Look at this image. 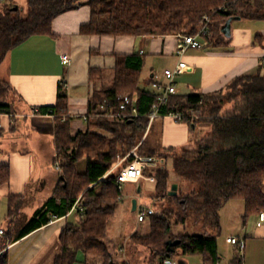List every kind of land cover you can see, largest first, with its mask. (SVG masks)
Instances as JSON below:
<instances>
[{
	"label": "trees",
	"instance_id": "obj_1",
	"mask_svg": "<svg viewBox=\"0 0 264 264\" xmlns=\"http://www.w3.org/2000/svg\"><path fill=\"white\" fill-rule=\"evenodd\" d=\"M3 2L0 64L14 47L30 36L53 34L57 16L85 4L91 7V20L82 26L84 34L195 35L208 22L207 31L200 34L203 45L208 47L227 46L229 40L223 36L222 26L230 17L264 20V0H28L23 10H14L6 0ZM143 65L140 54L119 58L111 83L95 89L89 100L86 131L72 132L68 94L61 87L56 104L38 108L39 113L55 114L56 161H60L61 179L55 193L29 218L19 212L20 198L10 197L9 225L4 235L12 242L67 215L81 201L83 220L79 226L69 224L63 229V253L55 264H73L78 250H83L89 264H98L100 259L99 264H111L106 238L122 192L114 182L116 172H109L117 163L118 155H125L136 146L141 154L160 159L159 165L147 174L157 179L151 196L164 201V205L161 212L150 215V232L134 235L133 241L151 249L162 264L167 258L186 254H201L205 264H219L221 208L232 199H241L245 216L264 210V74L237 77L226 90L214 93L172 96L163 107V114L171 110L195 109L197 112V117L182 121L189 125L195 137L178 149V146L148 143L147 132L154 122L149 127L146 115L157 97L142 86ZM90 75L97 83L104 73L91 68ZM10 90L12 87L0 78V115L12 113L8 100ZM124 93L130 94L140 116L116 120L96 115L101 104L118 106V96ZM237 97H242L243 107L234 113L219 115ZM211 114L219 116L211 118ZM205 121L212 132L206 136L196 134L199 123ZM81 159L87 162L84 173L76 169ZM8 179L9 170L5 168L0 172V183ZM173 183L179 185L176 196L169 195ZM190 205L206 212L215 233L174 235V224L186 219L187 214L182 216L181 211H187ZM177 238L181 239L180 244L168 250V241ZM241 262L238 254L231 264ZM0 264H9L8 253L0 255Z\"/></svg>",
	"mask_w": 264,
	"mask_h": 264
},
{
	"label": "crops",
	"instance_id": "obj_2",
	"mask_svg": "<svg viewBox=\"0 0 264 264\" xmlns=\"http://www.w3.org/2000/svg\"><path fill=\"white\" fill-rule=\"evenodd\" d=\"M90 20L91 7L86 4L64 12L54 19L53 34L30 36L6 56V65L0 71L8 77L9 84L18 95L14 101H10L12 113L0 115V172L5 168L9 170L8 181L0 183V227L8 228L11 196L20 198L19 212L29 218L55 193L60 183V161H56L55 117L39 113L38 108L57 103L61 81L68 84V116L71 118V130L76 133L87 130L89 100L95 89L111 83L121 56L140 54L144 59L142 74L147 68L149 84L155 72L175 67L181 59L177 53L179 35L82 33V26ZM222 34L229 40L227 46L208 47L213 48L212 51H205L204 45L202 50L192 47L187 49L182 59L190 68L177 76V94H181L180 85L185 94L214 93L224 89L237 77L263 74L264 20H233L230 35L227 36L223 31ZM258 36L263 37L262 41L258 40ZM64 54L71 58L69 64H63ZM91 68L104 73L97 83L91 80ZM160 118L163 123L167 121L168 137L163 143L164 147L184 146L191 142L195 134L188 124L179 123L171 116ZM170 131L174 139L169 137ZM82 160L86 159L76 163L80 173L85 172L87 165L85 162L83 171H79L77 164ZM133 183L138 186L139 192L143 188L150 196L155 192L156 183L146 179ZM81 203L79 201L67 215L53 219L17 241L12 242L7 235L0 236V255L8 253L9 264H55L56 258L63 253V229L69 224L79 226L83 220ZM260 212L249 215L248 235L227 236V242L229 237L245 241L244 249H239L243 252L240 264H264V222L258 225ZM142 228L141 233H130L128 239L132 245L127 240L120 249L113 243L114 240L110 242L106 238L112 255L111 264H162L151 249L133 241L134 235L150 232V216ZM233 245L239 248L237 244ZM181 256L178 264H186ZM101 262L100 259L97 263ZM73 264H89L83 250L77 251Z\"/></svg>",
	"mask_w": 264,
	"mask_h": 264
},
{
	"label": "rangeland",
	"instance_id": "obj_3",
	"mask_svg": "<svg viewBox=\"0 0 264 264\" xmlns=\"http://www.w3.org/2000/svg\"><path fill=\"white\" fill-rule=\"evenodd\" d=\"M6 2L8 6H11L12 8L14 6H18V9L20 10L26 8L28 4V0H6ZM1 3L2 4L4 3L3 0H0V8L3 9L4 7L2 6ZM202 49L203 48L199 50ZM204 50L212 51L214 49L208 48V46L206 45L204 47ZM5 63H6V58L0 64V70H3V66L6 65ZM263 74H264V69H263ZM0 78L9 84L8 77L3 73V71H0ZM147 80H148V70L147 68H145L142 74V86L146 87L150 91L152 88ZM9 85L11 86V84ZM179 92L181 94L186 93L182 90V85H180L179 87ZM17 95L18 94L15 91V89L12 88V90H10L8 93V100L14 101ZM242 107H243L242 97H237L233 101L227 103L219 115L224 116L234 113ZM219 115L211 114L210 117L217 118V116ZM161 119L162 118H158L154 121L153 128L151 129V131L148 130L147 135H148L149 144H154V145L160 144L161 147H164L163 143L166 142L168 137L167 121L163 123ZM199 127L200 128L196 134H201L206 136L208 133L212 132V127H210L207 121L199 123ZM100 132H105V131L100 130ZM169 133H170L169 137L174 139L172 137L173 136L172 131H170ZM194 137L195 135H193V138ZM177 148L180 149V146H178ZM139 154L143 156H149V155L141 154L140 152ZM81 162L77 164L79 171L80 170L83 171L84 169L83 164L85 165L86 160H82ZM151 168L152 167H149L147 172H149ZM135 198H137V207L143 208L145 210L149 208H153L155 212H161L162 211L161 208L164 205V201L156 200L149 194H146L144 188L142 192H139L138 186H136L133 182L125 183L122 192V200L120 201L116 213L111 221V225L109 227V233L107 237V241L110 240L111 242V240H114L113 243L117 245L119 249L123 248L127 240H129L128 238L130 233H135V232L141 233L143 229L142 227L146 225L149 219V216H147L146 218L147 220L145 222H138L137 210H133V201ZM195 204L197 205V203ZM185 214H187L185 220H180V222L174 224L175 236H179L182 234L184 235L211 234L216 232L212 224V219L209 218L208 215H206V212L204 211L199 212L197 209L192 208L190 205V207L187 208V211H181L182 216H184ZM220 216H221L220 224L222 226L220 236L218 237V252L220 255V264H231L234 257L238 254L243 255V252H241L239 248H237L233 244L228 243L227 236L237 235L240 237H244L248 235L249 215L245 216V208H244L243 200L232 199L223 208H221ZM127 243H129V245H132L130 240ZM154 258L158 259L156 256ZM181 259L186 261V264H205L204 258L201 254H186V255H182ZM173 260L178 264L179 257Z\"/></svg>",
	"mask_w": 264,
	"mask_h": 264
},
{
	"label": "built area",
	"instance_id": "obj_4",
	"mask_svg": "<svg viewBox=\"0 0 264 264\" xmlns=\"http://www.w3.org/2000/svg\"><path fill=\"white\" fill-rule=\"evenodd\" d=\"M208 20V17H205ZM207 23L203 25L197 34L195 35H182L179 36V42L177 47V53L180 56V61L175 67H166L160 72H155L150 80L151 92H153L157 101L152 104L149 113L146 115L149 118V127L158 118L162 116H171L174 120L182 122L184 120H192L197 117L195 109H188L185 111L171 110L167 114L162 113V109L167 105L171 97L177 94V81L176 78L189 70V64L182 59L185 52L189 47L202 48L203 43L199 40L200 34L207 31ZM71 58L69 55L64 54L62 57L63 64H69ZM67 82L61 81L60 87L67 89ZM118 106L112 103L101 104L97 109V116H103L113 118L116 120H124L126 118H134L140 116L138 108L133 105V99L129 93H124L118 96ZM37 110H34L36 112ZM55 117V114L51 111L48 113ZM88 119V115L86 116ZM2 124L0 123V128ZM130 157H133L129 160ZM129 160V161H128ZM160 159L156 156H143L138 152V146L134 147L125 155H118V161L115 163L109 173L115 171L114 182L118 189L123 192L124 184L127 182H137L142 179H146L152 183H157V179L153 175L147 174L149 167H157ZM108 173V174H109ZM105 178V177H104ZM141 192V191H140ZM155 211L153 208L147 210L138 207L137 216L139 221H145L147 216H150ZM264 222V211L259 214L258 225H262ZM5 228L0 227V236H4ZM228 242L237 244L242 251L245 247V241L239 240L236 237H229ZM163 264H177L173 259L167 258L163 261Z\"/></svg>",
	"mask_w": 264,
	"mask_h": 264
},
{
	"label": "water",
	"instance_id": "obj_5",
	"mask_svg": "<svg viewBox=\"0 0 264 264\" xmlns=\"http://www.w3.org/2000/svg\"><path fill=\"white\" fill-rule=\"evenodd\" d=\"M12 9L14 10H18V6H14ZM241 17L239 16H233V17H230L226 23L223 25L222 27V31L224 34H226L227 36L230 35V32H231V24H232V21L233 20H237V19H240ZM178 190H179V185L178 183H173L172 186H171V189L169 190V195H173V196H176L178 194ZM137 209V198L134 199L133 201V210H136ZM181 242V239L177 238L175 240H169L168 241V244H169V248L168 250H174L173 247L180 244ZM169 256V255H168ZM180 264H183V262H180Z\"/></svg>",
	"mask_w": 264,
	"mask_h": 264
}]
</instances>
